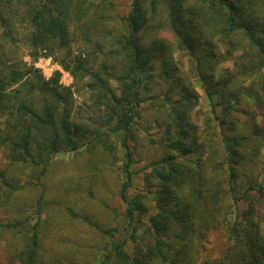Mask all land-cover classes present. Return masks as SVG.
I'll return each mask as SVG.
<instances>
[{"label": "trees", "instance_id": "obj_1", "mask_svg": "<svg viewBox=\"0 0 264 264\" xmlns=\"http://www.w3.org/2000/svg\"><path fill=\"white\" fill-rule=\"evenodd\" d=\"M163 23L189 57L206 113L197 110L199 96L173 61L174 49L151 34ZM78 28L102 55L96 68L97 56L71 53ZM40 58H52L77 82L88 80L93 117L71 120V93L60 73L45 79L34 67ZM227 62L232 67L216 75ZM147 104L156 108L154 134L142 120ZM251 108L264 115V0H132L125 16L113 0H0V148L8 167L29 168L40 182L60 153L85 150L96 162L98 154H115V138L124 150L120 199L132 231L102 264H264V171L256 172L264 125L237 116ZM138 131L161 158L140 171L146 194L130 198V143ZM24 186L0 170V210ZM136 216L148 224L141 235ZM220 229L225 251L203 258L209 234ZM0 241L13 246L14 264H43L38 218L0 221Z\"/></svg>", "mask_w": 264, "mask_h": 264}, {"label": "rangeland", "instance_id": "obj_2", "mask_svg": "<svg viewBox=\"0 0 264 264\" xmlns=\"http://www.w3.org/2000/svg\"><path fill=\"white\" fill-rule=\"evenodd\" d=\"M119 16H125L129 11L132 0H113ZM156 19L161 24L163 18ZM84 31L78 28L76 37L71 44L73 55L81 52L83 56L95 61V68L101 63L102 55L94 54L91 36L83 35ZM160 36L169 42L174 49L173 61L178 65L182 76L190 82V85L199 96L197 110L203 114L208 111V103L203 89L198 81L193 78L189 68V57L182 51L175 49V41L166 25L153 29L151 33ZM81 35V36H80ZM88 37L92 42L84 41ZM218 52L223 48L216 45ZM24 55V51L21 52ZM95 58V59H94ZM23 61L29 63L27 56ZM45 79L60 73L59 84L70 91L68 109L73 121H84L94 116L91 97L82 82L75 81L71 75L52 58H40L34 64ZM231 62L219 65L216 75L224 68H231ZM139 77V76H138ZM155 90L158 87L156 79L149 81ZM112 85L115 83L112 82ZM252 103L251 101H247ZM142 120L145 126L152 127L151 133H156L155 118L156 108L149 104L141 107ZM241 124L255 123L264 125V115L251 108L248 117L237 115ZM119 138H115V154H98L99 158L94 162L85 150L76 152H64L55 155L46 167L45 175L40 182L34 180L33 171L29 168L8 167L4 151L0 148V170H7L9 177H17L22 180L24 189L13 199V204L6 210H0V221H12L21 216L28 218L33 224L39 219V237L41 240V257L43 264H102L108 251L113 252V247L120 245L130 234L125 215V204L120 199V189L126 181L125 165L127 163L124 150L119 144ZM134 151L135 163L130 166L127 173L132 176L133 187L128 190L130 198L146 194L141 169L151 161L161 158V152L156 146L151 145L142 131L136 133L135 140L130 143ZM123 170V171H122ZM264 171V153L256 160L257 174ZM155 196L147 194V204L154 205ZM37 217V218H36ZM136 222L138 216H136ZM232 221V216L229 217ZM138 235L148 226L145 220H141ZM106 231L113 233L111 239ZM227 236L225 229L209 234L203 248V258L213 260L218 258L226 248ZM7 241H0V264H14L15 250ZM128 251L134 249V245H128Z\"/></svg>", "mask_w": 264, "mask_h": 264}, {"label": "water", "instance_id": "obj_3", "mask_svg": "<svg viewBox=\"0 0 264 264\" xmlns=\"http://www.w3.org/2000/svg\"><path fill=\"white\" fill-rule=\"evenodd\" d=\"M139 78V77H138Z\"/></svg>", "mask_w": 264, "mask_h": 264}]
</instances>
